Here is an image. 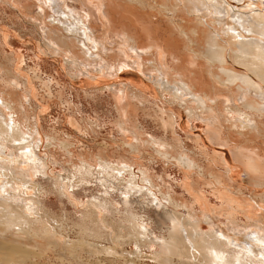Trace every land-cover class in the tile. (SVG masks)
<instances>
[{
	"label": "rangeland",
	"instance_id": "rangeland-1",
	"mask_svg": "<svg viewBox=\"0 0 264 264\" xmlns=\"http://www.w3.org/2000/svg\"><path fill=\"white\" fill-rule=\"evenodd\" d=\"M26 1L31 0H0V96L11 106H14L12 100L20 104L19 98H22L26 107L25 115L18 111L19 106L13 114L19 117L22 129L27 134L34 121L38 125L42 142L35 154L36 157L39 154L45 159L47 167L44 172H38L32 177V185L36 189L40 188V202L34 203V207L35 210L39 208L38 215L44 214L53 225L59 224L60 227H57L58 234L49 240L38 237L36 240H29L25 246L15 245L18 250L13 251L14 253H0V264H182L175 254L162 249L158 243H153L156 240L151 237L154 234V237L163 239L168 235L169 222L157 215L158 212L170 209L177 217L181 206L188 209L189 216L192 217L190 222L198 225L197 229L201 234L210 230L200 217L208 210L221 224H225L228 217L241 224L243 215L247 214L256 222L259 221L257 224L264 225V185H256L248 179L240 163L233 160L232 151L226 145L216 146L209 142L204 121L188 114L186 107L170 102L168 94L159 93L161 86L155 85L152 74L146 73L148 71L140 65L128 64L109 76L98 74L97 69L93 71L97 74L92 77L72 74L63 56L56 52L54 55L41 43L34 19L37 13L33 10L29 12L23 6ZM112 1L116 5L111 7L112 11L108 15L109 29L119 30L122 17L131 12L142 14L133 6L123 5L119 0ZM226 1L233 10L246 12L249 9L255 10L256 6V9L264 11V0ZM66 2L76 4L75 0ZM145 11L147 12L140 16V23L136 24L159 39L163 49L173 50L181 56L187 55L188 48L201 49V43L194 44L189 38L179 17L168 12L154 14V11ZM137 26L134 28L138 32L140 27ZM134 57L136 56H129V59ZM200 57L199 63L190 66L196 73H190L189 81L209 92L207 102L212 103L214 100L219 103L218 99H223L226 93H214L216 88L214 91L211 83V67L207 72ZM112 58L116 60L117 56L113 55ZM166 62L168 77L173 81L178 80V73L186 72V64L182 67L175 66L174 69L169 60ZM97 75L100 77L97 78ZM114 85H129L141 89L154 99L142 103L135 100L128 107L118 105L116 108L114 98L108 95L109 88ZM0 108L5 112L9 110L7 106ZM218 109L219 107H215L213 112L222 116L223 108L222 111ZM122 110H126V116H123ZM228 113L225 111L222 118L231 114ZM169 114L173 115V129L169 127V122H163L164 117L167 120L170 118ZM259 122L261 132L253 131V134L243 131L242 135L249 138L250 141L245 142L248 147L259 150L264 155V119ZM221 130H226V137H240V134L235 133V128L223 129L221 126ZM43 132L51 140H46ZM135 134L166 141L170 149L168 154L157 151L152 144L141 145L133 151L131 143L135 140ZM194 138L203 140L206 144L205 154L203 153L205 159L197 156L196 160L202 168L188 169L185 172L182 166L174 162L173 157L177 149L182 148L191 155L198 153L193 147ZM7 151L9 150L6 149ZM99 159L112 163L125 161L135 168L146 170L152 186L154 185L152 189L158 198H163L165 208L160 207L156 211L149 203L145 208L139 207L137 202L128 205L122 203V186L107 187L98 184L96 168ZM260 174H264V167ZM62 184L63 191L71 194L70 198L61 193ZM36 194L38 195L37 192ZM168 195L171 197L169 203L166 201ZM24 196L29 197L30 193ZM97 199L104 201V205L93 206ZM183 218L184 216L180 217L181 220ZM134 219L143 222L148 228L149 232L146 234L150 235L153 242H138L139 245L136 246V235L130 224ZM99 221L104 227L100 226ZM4 256H8L11 261Z\"/></svg>",
	"mask_w": 264,
	"mask_h": 264
},
{
	"label": "bare ground",
	"instance_id": "bare-ground-1",
	"mask_svg": "<svg viewBox=\"0 0 264 264\" xmlns=\"http://www.w3.org/2000/svg\"><path fill=\"white\" fill-rule=\"evenodd\" d=\"M75 1L74 5L68 4L66 0L24 2L23 6L28 8L29 12L33 10L37 13L34 17L35 24L39 29L41 43L46 49H50L53 54L56 52L62 55L69 71L77 76L83 74L92 77L97 74L93 72L95 69L98 70V74L109 76L122 67H127L128 64L142 66L148 71L146 73L152 74L156 84L153 83L161 86L159 93L168 94L170 102L186 107L188 114L198 116L199 121H204L210 143L223 147L226 145L225 147L232 151L233 160L236 159L240 163L248 179L256 185H264V174H260L264 167V155L259 150L248 147L245 142L250 140L242 135L243 131L248 133L262 131L259 128V120L264 119V11L256 9V6L255 10L249 9L250 11L246 12L233 10L232 7H228L226 0H119L123 5L133 6L142 14L148 10L149 13L168 12L179 17L182 21L181 26L186 28L192 42L197 45L201 43V49L188 48L187 55L181 56L173 50H167L165 47L163 49L159 39L151 36L149 30L136 24L140 23L142 14L131 12L130 15H125L121 20V28L113 30L108 27L109 12L111 7L116 5L112 0ZM186 14L193 16L189 17ZM112 25L114 27L113 23ZM134 26L140 27V31L137 32ZM115 45L117 46L114 48ZM113 55L117 56L116 60L112 58ZM129 56L136 57L129 59ZM199 57L202 58L200 62L204 64L207 72L211 67L213 75L211 83L214 91L216 88L214 93H226L223 99H218L219 103L214 100L212 103L207 102L210 98L209 92L189 81L190 73H196L190 66L198 62ZM168 60L173 68L186 64V72L178 73V80L173 81L168 77L169 68L166 62ZM98 77L100 76L97 75ZM121 85L108 87L110 89L108 95L114 98L116 108L118 105L128 107L135 100L142 103L154 99L141 89L130 87V83ZM27 98L30 100L29 96ZM19 101L20 104L12 100L14 106H11L6 103L3 96H0V106H7L9 109L5 112L0 108V253L5 255L18 250L16 246L27 245L29 240H36L38 237L51 239L58 234L57 227H60L59 224L53 225L44 214L38 215L39 208L37 207L36 211L34 207L36 206L34 203L39 200L40 188L36 189L32 185V177L38 172H44L47 162L39 154L38 157L35 154V150L39 151L42 142L36 121L30 125L27 134L22 129L19 117L14 116L17 106L21 115H25L26 107L21 97ZM215 107H219L221 111L223 108L224 112L231 113V116L225 115V118H222L224 112L222 116H217L213 112ZM125 111H121L123 116H126ZM161 112L164 116L163 111ZM172 116L168 117L170 120L162 118L163 122H169V127L173 129L175 124ZM221 126L223 129L235 128V133L240 134V137L224 136L227 132L221 130ZM44 135L46 140H51L46 133ZM135 135L133 136L135 140L131 143L133 151L141 145L152 144L157 151L168 154L167 151L170 149L166 141L161 139L157 141V138L152 136ZM193 141V147L198 153L194 151L191 155L182 148L177 149L173 157L174 162L182 166L185 172L188 169L202 168L196 160L197 156L205 159L206 144L197 138ZM6 149L9 151L6 152ZM96 170L99 175L97 181L101 186H122L120 193L124 195L122 203L125 205L137 202L141 208H145L148 203L150 206L153 205L156 211L160 207L165 208L163 198H158L153 191L154 185L152 186L146 170L135 168L125 161L112 163L101 159L98 160ZM61 188V193L70 198L71 194L63 191V184ZM27 193H30L29 197L24 196ZM170 198V195L166 197L168 203ZM103 202L97 199L92 205L101 207L104 205ZM178 210L181 211H178L177 217L170 209L158 212L157 215L168 220L169 228L168 235L163 239L151 234L156 242L146 234L149 231L143 222L140 223L139 218L134 219L130 224L136 235V239L134 238L136 246L139 245L138 242L158 243L162 249L175 254L182 264H264V225L257 224L259 221L256 222L245 214L241 224L230 217L225 224H221L207 208L208 212L205 211L200 217L208 224L210 230L206 234L204 232L201 234L202 232L199 233L197 229L198 225L190 222L192 217L189 216L188 209L181 206ZM181 216H184L183 220L180 219ZM100 224L104 227L102 223ZM96 226L100 227L97 222ZM5 258L11 261L8 256Z\"/></svg>",
	"mask_w": 264,
	"mask_h": 264
}]
</instances>
